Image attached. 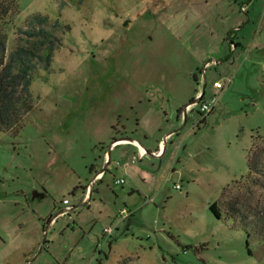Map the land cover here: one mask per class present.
Segmentation results:
<instances>
[{
    "label": "rangeland",
    "instance_id": "rangeland-1",
    "mask_svg": "<svg viewBox=\"0 0 264 264\" xmlns=\"http://www.w3.org/2000/svg\"><path fill=\"white\" fill-rule=\"evenodd\" d=\"M3 2L18 8L8 25L7 51L19 38L17 27L34 12L58 19L60 28L49 67L40 65L31 75L33 107L24 123L0 131V264H30L49 245L66 264H264V217L254 211L264 202V186L245 180L252 139L264 136V1L246 20L240 4L247 7L248 0H236L244 20L226 30L224 41L212 34L220 27L217 9L203 1L190 10L182 0ZM97 85L130 91L118 97ZM136 87L140 113L151 101L160 110L161 129H174L165 136L163 154L150 157L154 176L120 171L121 160L112 156L102 180L94 179L90 199H81L91 163L98 168L105 151L103 164L110 157L112 137L101 141L96 130L112 117V106L125 105L129 113L127 120L113 119L114 133L121 135L127 123L143 139L129 109L138 105ZM199 90H205L203 100L215 99L203 119L200 101L183 110ZM145 114L152 119V112ZM134 160L128 159L142 166L146 159ZM120 176L124 182L115 183ZM63 197L73 207L60 214ZM215 200L220 218L209 209ZM230 201L253 212L248 219L227 214ZM122 207L127 214L120 216ZM109 226L110 236L103 233ZM49 255L40 264H55Z\"/></svg>",
    "mask_w": 264,
    "mask_h": 264
},
{
    "label": "trees",
    "instance_id": "trees-1",
    "mask_svg": "<svg viewBox=\"0 0 264 264\" xmlns=\"http://www.w3.org/2000/svg\"><path fill=\"white\" fill-rule=\"evenodd\" d=\"M17 9L10 8L0 0V131L17 130L24 123L27 113L33 107L29 89L31 75L40 65L49 67L57 45L55 29L60 28L58 19L49 21L48 14L34 12L25 18L24 26L17 27L19 38L7 51V29L13 11ZM203 93L202 90L201 98ZM247 165L249 173L245 180L264 186V136L253 137L247 151ZM227 189L223 190L219 199L221 206L225 203ZM226 206L224 209L228 210L225 211L227 214L241 218L248 219L253 212H245L243 205L237 201L227 202ZM209 209L217 218L221 217L218 201L210 202ZM254 211L262 214V220L264 202L255 206Z\"/></svg>",
    "mask_w": 264,
    "mask_h": 264
},
{
    "label": "crops",
    "instance_id": "crops-1",
    "mask_svg": "<svg viewBox=\"0 0 264 264\" xmlns=\"http://www.w3.org/2000/svg\"><path fill=\"white\" fill-rule=\"evenodd\" d=\"M201 1L206 2V4H213V6L217 9V10H215V15H216L215 21L219 22L220 27L217 30H212V34H214V32H215V36L217 35L218 41L219 40L224 41V39H225L224 34H226V30H228L227 32H229V30L231 28H235V27L239 26V24L244 20V16L238 10L237 4L235 2L236 0H182V4L185 6V8L187 10H190L193 8V5L199 4ZM259 1H262V3H263L264 0H248V4H247L246 10H245L247 13L246 14V20L250 19L249 12L251 10H256V8L258 9ZM197 8H198V6H197ZM260 21L264 22V3H263V7H261V9H260ZM198 24H200V22ZM227 36L229 37V41L232 42L231 41L232 40L231 33H227ZM195 40H197V39H195ZM197 42H198V40H197ZM236 42H238V41H236ZM236 44H235V46H236ZM200 45H201L200 48L204 50L205 48L203 46V42ZM217 50H218V52H220V46H217ZM206 61H208V59L204 60V63ZM214 80H217V79H214ZM95 87H101V90L106 91V92H117L116 95L118 97H120V96L124 97L125 95L123 94V92H125L126 90L130 91V88L128 86H117L115 88L114 86L105 87V86H98L97 85ZM140 91H141L140 88L136 87V97H137L136 101H137L138 105L136 106L133 103H131L132 105L130 106L129 109L131 111H134V113L136 114L137 125L141 128V131H142L141 133L143 134V139H139L140 137H138L139 131H138L137 127L132 128L127 123H122L121 128L118 129L119 132L122 133L121 135H116L114 133L116 128H115V125L113 123L114 122L113 119H115V117L117 119L120 117H123L122 120L123 119L127 120L129 118V113L125 109L126 108L125 105L112 106L110 109V112L113 113L112 117L106 121L101 122V126L98 127L96 130V133L98 134V138L101 141L105 140L104 138L112 137V139L109 141V144H108V151L110 152V157L107 159L106 163L103 164L105 161V154H106V151H105L104 156L102 157V160H101V164L99 165L98 168H96V166L93 163H91L89 168L92 171V177L94 176V174L97 171L102 170V175L100 177H98L99 180H102V178L104 177V175L106 173L105 170H106L107 164L109 162H111V160H113V159H114L113 161H115L117 163H119V161L121 160L120 164L118 165L119 168H117L120 171H126L127 170V172H131L133 170L135 172H138L143 179H145V178L149 179V178H152L154 176L153 172L150 170V167H149L153 163L151 161L150 157H157L158 155H156L155 153H152V152L157 150V149H160L162 151L165 136L169 135L174 129H168V130L161 129L162 128L161 123H159V117H160L159 111L160 110L158 108H156V106L151 105L150 104L151 101L148 102L146 108L143 110V113H140L141 109L139 108V104L143 101ZM203 91H204V93H203L202 98L205 95V90H203ZM201 93H202V90L197 91L196 96L198 94H201ZM127 96H130V95H127ZM192 99L193 98H190L188 101H186L184 103V107H183L184 113L186 110L185 106L188 103L193 102ZM130 102H135V101H130ZM147 111L148 112L150 111L153 113L152 119L147 117L146 114L144 115V113ZM165 113H166V111H165ZM155 114L157 115L156 117H155ZM94 120L97 122L96 118ZM130 129L132 130V132L130 134L125 132V130H130ZM158 130L161 131V134L156 139V142H155L154 138H155V134ZM109 152H108V154H109ZM162 154H163V151L160 153V155H162ZM112 156H113V159H112ZM136 157L139 160H143V158L146 159L142 166H139L133 162L132 163L130 162L131 158H136ZM129 158H130V161H128ZM133 161H135V160H133ZM128 164H129V166L126 168V166ZM90 182H91V180H89V182L86 183L85 190L87 188V185H89L90 188L87 189V192L84 191L82 196H81L82 197L81 199L86 198V201H88L90 199V196L93 192V184ZM88 193H90L89 197H87ZM61 201H62V199H61ZM69 202H68V204H70ZM63 204L66 207V203H63ZM71 206L73 207V205H71ZM40 214L43 215L42 213H40ZM38 216H40V215H38ZM52 217H54V216H52ZM46 219H50V222L47 224V227H49L51 225V223L53 222V219H51V216L47 217ZM40 226L41 225L39 224V227ZM42 231H45L43 226H42ZM38 243H39V241H36L32 245H39ZM109 244H110V242H109ZM50 249H51L50 245L46 246V247L42 246V249H41L42 251H40L37 255H35L33 258H31V260H29V263L30 264H40L41 262H44V260H45L44 257H46V256L50 257L49 254H53L55 264H66V259L63 258L58 251H56V252L53 251V253H50L49 252ZM40 258H41V261H39ZM25 261H27V259ZM48 264H52V262H48Z\"/></svg>",
    "mask_w": 264,
    "mask_h": 264
},
{
    "label": "built area",
    "instance_id": "built-area-1",
    "mask_svg": "<svg viewBox=\"0 0 264 264\" xmlns=\"http://www.w3.org/2000/svg\"><path fill=\"white\" fill-rule=\"evenodd\" d=\"M240 10H242V11H244V12H245V10H246V7H245V5H244L243 3L240 4ZM213 61H214V62H217L218 60H217V59H213ZM207 63H208V61L205 62V64H207ZM213 84H214L216 87H221V86H222V83H221V81H219V80H214V81H213ZM200 95H201V94H198V95H197V99H196V101H200V104H199V110H200V112H202V117H203L205 113L210 112V111L212 110V108H213V106H214V101H215V99H214V97H212V98H210V99H208V100H203V99L200 97ZM192 103H193V102L188 103V104L185 106V109H191V105H192ZM153 152H154V153H160L161 150H160V149H157V150H155V151H153ZM133 160H134V158H132V161H133ZM101 175H102V170H101V171H97V172L94 174V176L92 177V179H91V183H93V181H94L95 178H98V177H100ZM114 182H115V183H123V182H124V178H123V176L116 177V178L114 179ZM174 186H175V187H178L179 184H178V183H175ZM89 188H90V186L87 185V188H86L85 191L87 192V189H89ZM62 202H63V203H66V207H65V209H63V210L60 212V214L68 213V211H65V210H68V209L72 208V206H71L70 204H68L69 199H68L67 197H64V198H62ZM119 214H120V216H123V215L127 214V209H126L125 207L120 208V210H119ZM54 218H55V216H54V217H51V219H54ZM103 232H104L105 235L110 236L111 233H112V228H111L110 226H109V227H104V228H103Z\"/></svg>",
    "mask_w": 264,
    "mask_h": 264
},
{
    "label": "water",
    "instance_id": "water-1",
    "mask_svg": "<svg viewBox=\"0 0 264 264\" xmlns=\"http://www.w3.org/2000/svg\"><path fill=\"white\" fill-rule=\"evenodd\" d=\"M203 86H204V84H203ZM196 99H197V98H193L192 101H196ZM190 103H191V102H190ZM152 153H154V152H152ZM160 153H161V152H160ZM160 153H155V154H156V155H160Z\"/></svg>",
    "mask_w": 264,
    "mask_h": 264
},
{
    "label": "flooded vegetation",
    "instance_id": "flooded-vegetation-1",
    "mask_svg": "<svg viewBox=\"0 0 264 264\" xmlns=\"http://www.w3.org/2000/svg\"><path fill=\"white\" fill-rule=\"evenodd\" d=\"M197 98V97H196ZM193 102H195V101H193Z\"/></svg>",
    "mask_w": 264,
    "mask_h": 264
}]
</instances>
